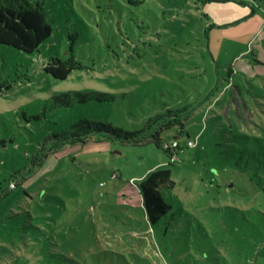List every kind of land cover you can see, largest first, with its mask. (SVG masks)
<instances>
[{"label":"rangeland","instance_id":"374dc122","mask_svg":"<svg viewBox=\"0 0 264 264\" xmlns=\"http://www.w3.org/2000/svg\"><path fill=\"white\" fill-rule=\"evenodd\" d=\"M33 1L52 36L31 54L0 44V264H264V0ZM54 57L84 68L56 79ZM70 90L115 98L55 104ZM182 108L185 133L162 134L172 157L49 140L81 118L134 131ZM163 168L172 209L150 224L139 184Z\"/></svg>","mask_w":264,"mask_h":264},{"label":"trees","instance_id":"16d2710c","mask_svg":"<svg viewBox=\"0 0 264 264\" xmlns=\"http://www.w3.org/2000/svg\"><path fill=\"white\" fill-rule=\"evenodd\" d=\"M237 1V0H236ZM206 0L203 3H208ZM52 36V26L48 20L44 6L38 1H31L25 6L3 4L0 6V44L11 46L25 53H34L40 45ZM72 60H63L59 57L51 58L44 66V70L59 80H66L72 72L82 66L80 63H73ZM115 96L111 93L97 90H70L60 93L54 97L55 104L64 107H72L75 104H83L91 101L109 102ZM187 108L170 110L163 114L152 116L148 119L143 128L128 131L112 124L81 118L74 121L70 127L53 135L49 140L53 141V147H60L67 144L85 143L95 134L112 140H120L123 143L143 145L153 142L163 147L169 154L177 155L180 150H172L164 142L162 134L178 127V133H185L182 112ZM174 188L175 181L172 179L170 168L157 169L143 178L139 184L142 195V204L147 221L150 224L158 223L166 216L172 206L162 196V188Z\"/></svg>","mask_w":264,"mask_h":264},{"label":"built area","instance_id":"2783aa9c","mask_svg":"<svg viewBox=\"0 0 264 264\" xmlns=\"http://www.w3.org/2000/svg\"><path fill=\"white\" fill-rule=\"evenodd\" d=\"M197 145V141H193V140H189L187 143V147H195ZM166 147L172 149V150H179L181 149V144L179 143L178 140H174L172 143H169L168 145H166Z\"/></svg>","mask_w":264,"mask_h":264},{"label":"crops","instance_id":"0c3cea01","mask_svg":"<svg viewBox=\"0 0 264 264\" xmlns=\"http://www.w3.org/2000/svg\"><path fill=\"white\" fill-rule=\"evenodd\" d=\"M220 11H222L221 8H220ZM205 15H206V14H205Z\"/></svg>","mask_w":264,"mask_h":264}]
</instances>
